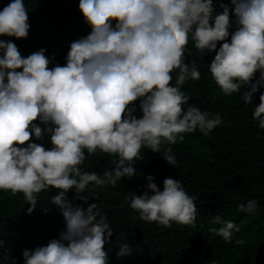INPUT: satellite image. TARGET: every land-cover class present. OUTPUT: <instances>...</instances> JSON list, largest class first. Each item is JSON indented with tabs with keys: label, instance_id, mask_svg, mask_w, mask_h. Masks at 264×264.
Masks as SVG:
<instances>
[{
	"label": "clouds",
	"instance_id": "1",
	"mask_svg": "<svg viewBox=\"0 0 264 264\" xmlns=\"http://www.w3.org/2000/svg\"><path fill=\"white\" fill-rule=\"evenodd\" d=\"M231 4L237 27L230 35L228 6L221 5L223 11L213 16L212 0H79L91 31L71 42L65 65L51 68L44 49L23 57L15 43L0 40V190L23 193L31 213L37 194L57 189L50 203L59 207L66 225L46 246L25 248L24 264H107L110 223L95 203L74 206L66 193L73 188L85 193L90 184L115 186L123 177L136 176L134 162L142 159V147L174 166L171 148L161 152L165 144L183 141V133L197 129L208 136L222 123L219 114L210 117L189 104L181 91L186 81L201 76L194 62L185 63L189 39L200 54L215 51L208 66L222 93L250 85L242 99L251 104L264 87V0ZM29 27L24 0H11L0 10V36L26 38ZM217 42H222L218 49ZM257 71L259 79L253 82ZM137 100L139 118L134 115ZM259 101L252 118L264 129V92ZM46 133L50 148L33 141ZM85 150L118 156L115 167L102 175L82 171ZM146 180L151 191L130 198L140 220L165 228L173 222L195 226L196 197L178 179L165 178L162 190L152 176ZM77 198L88 201L85 195ZM238 210L255 213L257 200L239 204ZM212 223L221 226L209 231L225 242L240 231V225L219 215ZM130 252L124 243L116 254Z\"/></svg>",
	"mask_w": 264,
	"mask_h": 264
},
{
	"label": "trees",
	"instance_id": "2",
	"mask_svg": "<svg viewBox=\"0 0 264 264\" xmlns=\"http://www.w3.org/2000/svg\"><path fill=\"white\" fill-rule=\"evenodd\" d=\"M11 0H0V10ZM28 23L26 38L0 36V40L12 41L23 57L44 49L49 58V68L66 64V56L71 42L87 36L91 29L84 21L78 8L79 0H24ZM213 16L223 11L221 5L230 10L229 33L236 30L235 17L231 10V0H212ZM115 22H113L114 24ZM230 41V36L228 37ZM217 42V49L220 46ZM215 51L200 54L189 39L185 49V63L194 62L201 76L199 80H188L180 86L181 91L190 97L188 103L210 113L219 114L222 123L208 136L198 129L183 133V141L174 145L165 144L175 157V165L168 164L161 153L152 152L147 147L140 150L141 160L134 162L137 175L123 177L115 186L96 187L90 184L85 193L75 189L66 193V198L74 206L87 208L95 203L101 215L105 216L112 228V236L105 245L108 254L107 264H264V129L252 118L259 96L264 92L260 87L253 94L251 104L242 99L244 90L224 95L211 77L209 66ZM179 70L172 73V85ZM259 79L255 74L253 82ZM138 118L142 115L139 100L134 102ZM185 109L187 105L184 106ZM39 126L44 127L37 121ZM33 141L50 148L46 133L42 140ZM80 166L82 171L102 175L115 166L112 163L118 156H109L97 150L88 154ZM162 190L165 178L178 179L185 191L196 197L197 216L195 226H182L175 222L170 228L139 219V213L130 207L132 194H142L146 189L148 176ZM57 189L50 188L37 194V204L33 211L23 193L13 194L0 190V264H24L22 251L46 246L58 238L66 228L61 210L50 203ZM149 192L151 190H148ZM78 195H85L87 202ZM249 199L257 200V211L249 214L238 210V205ZM219 215L222 220H231L240 225L230 242L209 231L212 217ZM127 243L130 254L117 256L119 246Z\"/></svg>",
	"mask_w": 264,
	"mask_h": 264
}]
</instances>
